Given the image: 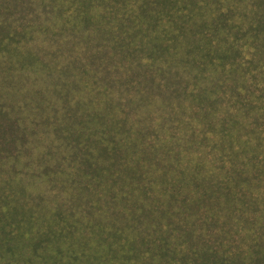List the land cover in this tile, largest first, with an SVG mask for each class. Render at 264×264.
Returning a JSON list of instances; mask_svg holds the SVG:
<instances>
[{
    "label": "rangeland",
    "instance_id": "obj_1",
    "mask_svg": "<svg viewBox=\"0 0 264 264\" xmlns=\"http://www.w3.org/2000/svg\"><path fill=\"white\" fill-rule=\"evenodd\" d=\"M126 137L128 156L153 160L189 149L218 178L230 173L245 187L247 214L258 218L264 7L256 0H0V264H53L43 254L65 225V199L74 195L77 209L93 199L65 190L64 178L78 180L73 159L102 139Z\"/></svg>",
    "mask_w": 264,
    "mask_h": 264
},
{
    "label": "trees",
    "instance_id": "obj_2",
    "mask_svg": "<svg viewBox=\"0 0 264 264\" xmlns=\"http://www.w3.org/2000/svg\"><path fill=\"white\" fill-rule=\"evenodd\" d=\"M256 4L263 8L264 0ZM148 64L157 65L152 58ZM128 142V137L123 142L105 138L84 154L80 141L74 145L80 152L75 164L72 161L79 181L64 178V189L76 190L82 201L90 191L93 199L87 198L84 209L73 206L74 195L65 199V225L53 233L52 250L43 254L45 260L53 264H255L264 260V234L259 235L264 230V207L258 218L255 212L247 214L250 204L241 200L242 183L230 173L218 178L206 168L203 157L189 149L183 156L171 148L164 157L151 160L133 152L126 155ZM100 146L104 150L99 154L89 153ZM234 170L242 173L243 169ZM79 231L82 234L75 241ZM58 241H62L59 247ZM10 252L15 259L22 256L20 251Z\"/></svg>",
    "mask_w": 264,
    "mask_h": 264
}]
</instances>
